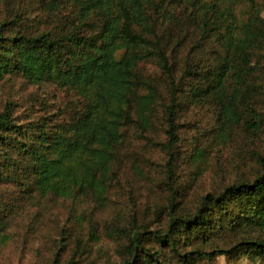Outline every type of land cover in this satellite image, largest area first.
<instances>
[{"label":"rangeland","instance_id":"rangeland-1","mask_svg":"<svg viewBox=\"0 0 264 264\" xmlns=\"http://www.w3.org/2000/svg\"><path fill=\"white\" fill-rule=\"evenodd\" d=\"M153 1L150 22H155L154 31L179 85L176 141L169 145L165 119L170 85L158 57L153 56L137 66L157 92L150 125L144 130L137 123L121 127L102 193L93 189L71 196L41 192L33 185L29 161L10 150L3 166L0 147V219L5 222L0 228V264H120L130 256L128 246L136 238L140 247L134 264L152 263L153 258L162 264H264L245 254L201 259L189 253L216 247L229 250L243 240L264 241L261 229L216 225L208 236L182 233L175 248L161 241L170 211L177 217L193 215L207 194L251 182L261 172L264 40L250 49L246 60H240L238 50L226 41L224 21L206 31L198 21L200 4L216 1L226 6L228 0ZM75 9L74 0H63L55 10L48 9L46 0H0V22H9L7 34L57 37L68 30L64 22ZM257 11L264 20V0H240L232 8V17L247 22ZM94 18L92 14L90 20ZM226 56L230 64L222 73ZM188 58L201 69L181 77ZM7 101L13 103V116L28 134L37 123L74 117L84 102L71 89L50 81H29L21 73L0 77V111ZM226 105L236 115L226 116Z\"/></svg>","mask_w":264,"mask_h":264},{"label":"trees","instance_id":"trees-1","mask_svg":"<svg viewBox=\"0 0 264 264\" xmlns=\"http://www.w3.org/2000/svg\"><path fill=\"white\" fill-rule=\"evenodd\" d=\"M238 1L228 0L226 6L222 2H203L199 6L203 11L198 21L202 31L214 30L224 21L226 41L233 50H238V58L244 61L250 49L264 40V20L257 11L247 22H236L232 8ZM62 2L46 0V5L55 10ZM74 4V13L64 22L68 30L57 37L49 33L27 36L20 31L7 34L9 22H0V77L21 73L29 81H50L71 89L84 100L82 110L74 117L61 122L37 123L31 126L30 134L16 122L12 102L7 101L0 111L2 165H7L9 152L14 150L29 161L27 169L34 176L35 188L58 196H71L88 189L102 193L122 137L121 127L130 123H137L143 130L149 127L157 92L137 69L149 57H158L170 85V101L165 104L169 145L176 141L178 127L175 113L179 85L161 38L154 31L155 22H150L155 2L74 0ZM92 14L95 18L90 20ZM223 61L222 73L230 64L227 56ZM198 69L200 66L188 58L181 77L192 75ZM142 89L147 93H141ZM223 112L228 117L236 115L230 105L224 106ZM260 162L261 172L251 182L231 184L218 194H207L195 214L177 217L170 211L161 241L175 248L182 233L184 237L189 233L208 236L216 225L264 230V158ZM4 226L5 222L0 219V228ZM139 247L136 238L128 246L130 256L120 264H134ZM189 253L201 259L224 253L232 258L245 254L264 262V241L243 240L229 250L216 247ZM144 254L153 258L150 252ZM146 262L162 264L157 258L152 263Z\"/></svg>","mask_w":264,"mask_h":264}]
</instances>
